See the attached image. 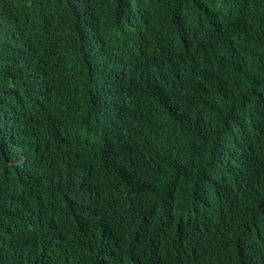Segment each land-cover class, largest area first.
Returning <instances> with one entry per match:
<instances>
[{"label": "trees", "instance_id": "16d2710c", "mask_svg": "<svg viewBox=\"0 0 264 264\" xmlns=\"http://www.w3.org/2000/svg\"><path fill=\"white\" fill-rule=\"evenodd\" d=\"M0 264H264V0H0Z\"/></svg>", "mask_w": 264, "mask_h": 264}]
</instances>
